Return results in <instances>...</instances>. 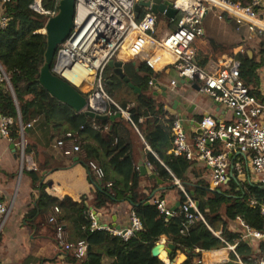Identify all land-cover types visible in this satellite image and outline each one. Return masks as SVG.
I'll use <instances>...</instances> for the list:
<instances>
[{
  "label": "built area",
  "instance_id": "obj_1",
  "mask_svg": "<svg viewBox=\"0 0 264 264\" xmlns=\"http://www.w3.org/2000/svg\"><path fill=\"white\" fill-rule=\"evenodd\" d=\"M2 1L4 5L9 2V0ZM55 1H57L56 9L45 7L44 0H34L30 8L33 12L44 14L47 23L49 18L59 11L60 0ZM139 1L76 0L74 27L57 50L53 63L55 71L87 96V109L108 116L121 111L129 120H131L130 112L122 108L107 90L108 80L105 70L110 60L125 62L141 57L154 72L171 66L181 77L199 80L200 91L232 109L235 118L230 121L217 119L213 115L204 116L199 121L202 133L192 143L188 139L182 117H174L171 151L189 160L202 157L211 169L210 187L213 189L227 182L232 167L238 173H243V165L240 162L234 163L237 157L234 158V154L238 151L245 155L247 165L257 177V183L264 186V95H260L256 87L243 77L240 59L225 61L223 67L213 64L201 65L197 62L195 48L196 39L204 34L203 20L209 10H216L221 19L227 16L235 18L240 28L245 26L251 32L264 34V18L258 13V7L263 0H251L247 4L233 0H173V7L179 13L177 25L175 29L165 33L158 32V14L150 8H147L144 15H137L135 6ZM7 22L8 16L3 12L0 15V29L5 27ZM40 32H46L45 26ZM75 64L82 65L84 71L80 73L78 84L63 75L64 71L73 68ZM3 81L9 85L10 78L0 62V82ZM176 84V80L171 81V85ZM154 85V79L149 80V86ZM113 105L116 109L112 107ZM10 125L11 119L0 114L1 134L13 141ZM30 126L32 122L26 126L21 122L22 136L18 143L23 156L25 155L24 130ZM134 126L138 130L135 124ZM54 146L64 155L73 157L83 151L82 135L79 130H68L55 141ZM87 165L99 182H103L108 188L112 187L113 182L105 180L106 171L100 162L90 159ZM176 183L186 194V200L181 202L178 210H172L162 196L155 197L153 202L159 212L166 216H173L179 211L183 215L180 232L187 233L196 221L203 220L206 223L207 221L197 206V201L186 191L180 180L176 179ZM252 203L260 206L264 217V198L254 199ZM9 212L10 206L0 201V215L5 218ZM60 213V206L55 205L48 215V221L55 228L56 240L65 251L82 260L88 253L89 243L85 239H70L64 223L58 220ZM89 216L92 230H107L125 240L144 228L142 220L134 210L130 213V222L126 227L102 222L93 210H89ZM209 228L221 237L219 230L211 226ZM230 228L253 246L259 259L245 261L236 250L239 239L230 243L226 238L221 237L226 245L224 249L228 251L227 258L207 261L206 253L214 249L197 248L201 250L202 255L196 262L216 264L234 261L240 264H264V228H254L240 216L236 217ZM164 241L167 243L166 240ZM232 254L234 256L231 258ZM173 256H167L168 261L162 257L161 259L164 264H175Z\"/></svg>",
  "mask_w": 264,
  "mask_h": 264
},
{
  "label": "trees",
  "instance_id": "obj_2",
  "mask_svg": "<svg viewBox=\"0 0 264 264\" xmlns=\"http://www.w3.org/2000/svg\"><path fill=\"white\" fill-rule=\"evenodd\" d=\"M33 1L9 0L4 5L8 22L0 29V62L10 78L14 94L6 81L0 82V114L11 119L10 135L14 142H19L22 136L21 122L26 126L29 122L40 119H43L47 125L64 131L79 130L82 135V148L88 160L99 161L106 171L105 180L113 182L112 187L108 188L92 173L93 179L99 186L102 207L110 209L119 201L129 200L144 227L125 240L107 230L91 229L90 206L85 197H82L84 200L82 203L69 198L60 205L55 204L61 208L58 220L68 223L70 233L75 239H85L89 243L88 253L82 264H164L159 256L152 253L153 247L164 236L167 242L174 243L176 250H181L185 255L183 264L194 263L193 259L196 257L194 252L197 248L219 250L225 247L221 237L226 238L230 243L239 239L237 252L245 261L251 262L258 254L253 246L247 240L241 239L240 234L232 231L230 226L236 217L240 216L250 226L257 229L264 228V217L260 206L252 203L254 199L264 198V186L248 181L242 183L234 178H230L214 190L210 189L207 183H190L186 173L191 160L171 151L174 118H169V123L165 124L160 118L165 112L163 104L154 101L147 93L142 94L140 103L120 101V106L130 112L131 120L122 116L114 121L96 119L84 111L77 112L70 105L53 97L37 80L45 61L47 35L40 32L45 26L46 16L31 10L30 4ZM233 1L246 4L251 2V0ZM44 5L56 9L57 1L44 0ZM258 66V63L251 61L252 75L255 74ZM241 72L250 83L251 80L244 75L243 64ZM109 73L110 68L107 67L105 76L109 91L112 92L114 88L120 87L121 81L116 75L109 76ZM148 73L149 75L142 82L143 90H148L149 80L154 71L149 69ZM110 79L111 84H109ZM112 107L116 109L114 105ZM141 118L147 119L141 121ZM26 129L27 127L24 132ZM138 131L144 136L146 144L152 148L153 152H148V159L158 175L169 182L175 183L176 179L180 180L186 191L199 202V209L207 223L198 220L187 233H181L183 215L179 211L173 216H166L159 212L154 202L146 203L152 197L139 191L140 170L135 161L133 147L132 137L134 134L138 135ZM87 137L93 138L100 147L86 141ZM30 152H32L31 146L26 145L25 153ZM44 168L40 165L36 170L29 171L36 187L42 179L40 172ZM234 173L237 177L238 173L235 169ZM180 199L186 200V194L182 189H180ZM55 205L43 184L34 208L27 215L28 220L36 223L38 214ZM207 224L215 230L219 229L221 237L216 235Z\"/></svg>",
  "mask_w": 264,
  "mask_h": 264
},
{
  "label": "crops",
  "instance_id": "obj_3",
  "mask_svg": "<svg viewBox=\"0 0 264 264\" xmlns=\"http://www.w3.org/2000/svg\"><path fill=\"white\" fill-rule=\"evenodd\" d=\"M146 10L147 7H143L140 16L144 15ZM3 12L4 3L0 0V15ZM258 13L264 18V0L258 7ZM162 16L163 21L160 25ZM178 16L179 13L174 17L164 13L158 14V32L165 33L175 29ZM203 26L204 34L195 41L197 62L201 65L213 64L223 67L225 61L240 59L244 75L251 80L250 83L256 87L260 95H264V34L251 32L245 26L240 28L233 17L227 16L221 19L216 10H209L206 13ZM252 60L259 64L253 75L250 67ZM109 68V76L116 75L114 70ZM123 69L126 75L142 88V82L149 75L150 68L139 57L125 61ZM151 79H154L155 83L160 81L166 86L167 97L163 95V91L158 92L155 85L150 87L149 84L148 90L142 89V93L139 94L120 78V100L140 103L142 94L147 93L154 101L163 104L165 112L160 118L165 124L169 123L168 119L171 117H182L183 126L192 143L200 134L197 123L204 116L213 115L217 119L230 121L235 118L232 109L216 101L211 95L200 91L199 80L188 81L187 78L181 77L174 67L167 66L162 71L154 72ZM172 80L177 81L175 86L171 85ZM111 83L110 79L109 84ZM145 119L147 118H141V121ZM67 131L47 125L43 119L32 121V126L24 132L25 146H31L32 152L25 153L24 156L19 143L4 137L0 131V201L10 206V212L5 218L0 215V264H82L83 259H76L60 247L56 240L55 228L48 221V215L53 211L54 206L38 214L36 223L30 222L27 218L39 198L43 184H45V191L52 197L54 205H60L69 198L82 203L84 201L82 197H85L90 210L101 213L102 222L120 227L129 225L130 213L133 210L129 200L119 201L110 209L102 207L98 192L99 186L87 165L86 152L83 150L73 157H68L54 146L55 141ZM132 138L135 161L139 170L141 165H146L152 173L159 177L160 181H163L159 182L148 173L142 174L140 170V193L150 195L152 197L148 200L150 202H153L155 197L163 195L168 205L173 207L181 201L180 186L176 182L165 181L158 175L149 162L148 152L153 151L150 145L146 144L144 136L138 131V135L134 134ZM86 141L100 147L93 138L87 137ZM234 158V163L240 162L243 165L244 169L241 174L247 175L245 180L240 179V181L258 184L256 175L247 165L245 155L236 151ZM40 165L45 168L40 172L42 179L36 187L29 171L36 170ZM241 174L238 173V176ZM186 175L190 183L210 185L211 169L202 157L191 160ZM64 226L69 236L75 239L70 233L68 223H64ZM217 251L223 253L217 256L219 258L207 259V255H214ZM160 255L168 261L165 252ZM227 255L226 249H214L206 253L205 258L207 261H220L227 258Z\"/></svg>",
  "mask_w": 264,
  "mask_h": 264
},
{
  "label": "water",
  "instance_id": "obj_4",
  "mask_svg": "<svg viewBox=\"0 0 264 264\" xmlns=\"http://www.w3.org/2000/svg\"><path fill=\"white\" fill-rule=\"evenodd\" d=\"M59 11L58 13L49 18L45 25V34L47 35V48L45 51V61L40 68V73L38 77V82L44 87L53 97L57 98L59 101L64 102L70 105L75 111L81 112L84 111L88 115L96 119H108L114 121L115 119L125 116L123 112L118 111L116 114L108 116L107 114H101L94 110L87 109L88 98L87 96L80 91L74 84L70 83L66 78L61 76L58 72L55 71L53 63L56 57L57 50L59 46L69 37L74 27V18H75V9H76V0H60L59 2ZM143 7L150 8L157 14L164 13L167 16L174 17L178 10L173 7V0H140L135 9L137 15L140 16V12ZM124 62L118 60H110L108 66L114 70V73L118 75L123 81L134 88L139 94L142 93V88L139 85H136L129 76L126 75L123 69ZM188 81L192 79L187 78ZM14 94V90L11 82L8 85ZM155 86L158 88V92H162L165 97H167L166 86L163 85L160 81H156ZM175 107V106H173ZM176 108V107H175ZM21 119V117H20ZM198 132L202 133V128L199 123ZM19 148V147H16ZM140 170L142 174L148 173L152 178H156L159 182V177L152 173L146 165H141ZM246 174H241L238 177L235 176L233 167L230 172V178H234L239 181L240 179L245 180ZM227 180V181H228ZM177 184V183H176ZM214 190L213 188H210ZM220 191V190H219ZM131 196V195H130ZM146 203H150L147 201ZM181 201L172 207V210H178ZM197 206L199 207V202L197 201ZM193 209L191 208V211ZM98 214V219L100 220L101 213ZM120 227V226H117ZM164 247L166 250L167 256L173 255L176 250V245L172 242H158L152 249V253L155 256H160V249ZM176 260L175 257H173ZM193 264H200L195 262ZM216 264H240L234 261H224Z\"/></svg>",
  "mask_w": 264,
  "mask_h": 264
},
{
  "label": "rangeland",
  "instance_id": "obj_5",
  "mask_svg": "<svg viewBox=\"0 0 264 264\" xmlns=\"http://www.w3.org/2000/svg\"><path fill=\"white\" fill-rule=\"evenodd\" d=\"M161 21H163V16L161 17L160 25L162 24ZM108 91H109V85H108ZM109 93L111 94V96L113 97V99L120 105V101L121 100H120V90H119V88H114V90L112 92L109 91ZM223 189H225L224 186H223ZM104 209H106V208H104ZM70 239H73V238L70 237ZM164 240L167 241V238L165 236L162 239H160L159 242L160 241H164ZM220 249H224V247H222ZM194 253H195L196 257L193 259V261L195 263L196 261H198V259H200L201 255H202V252H201V250L200 251L199 250H196ZM173 255H174L173 257L176 258V260L174 261L175 264H183L182 262H183V260L185 258V255L182 253L181 250H175V252L173 253ZM230 257L232 258V256H230ZM254 259L255 260H258L259 259V255H256V257ZM251 264H254V263H251Z\"/></svg>",
  "mask_w": 264,
  "mask_h": 264
},
{
  "label": "bare ground",
  "instance_id": "obj_6",
  "mask_svg": "<svg viewBox=\"0 0 264 264\" xmlns=\"http://www.w3.org/2000/svg\"><path fill=\"white\" fill-rule=\"evenodd\" d=\"M75 69V70H74ZM81 71H80V70ZM81 72H83L84 73V71H83V67H82V65H80V64H75V66L73 67V68H69L68 70H66V71H64L63 72V75L64 76H66L70 81H72L73 83H75V84H78L79 83V81H80V73ZM163 252H165V254H166V250L164 249V247H161V249H160V254H162ZM217 254V255H216ZM220 254H223L222 252H219V251H217V252H215V254L214 255H207V259H209V258H212V257H217V256H219ZM167 255V254H166ZM161 256V255H160ZM168 258V257H167ZM217 258H219V257H217Z\"/></svg>",
  "mask_w": 264,
  "mask_h": 264
}]
</instances>
